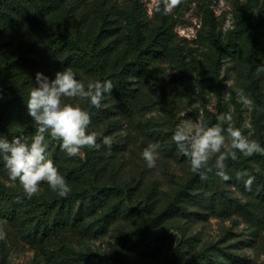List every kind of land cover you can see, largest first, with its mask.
<instances>
[{
  "label": "trees",
  "instance_id": "obj_1",
  "mask_svg": "<svg viewBox=\"0 0 264 264\" xmlns=\"http://www.w3.org/2000/svg\"><path fill=\"white\" fill-rule=\"evenodd\" d=\"M196 1L202 24L195 40L204 49L199 56L187 44V38L177 32L176 14L163 13L161 1L150 11L144 0H0V38L23 25L38 26L42 45L49 51L55 69L70 67L76 79L85 84L89 80L113 83L112 92L104 94L100 108L88 101L80 105L90 113L88 131L98 133V150L85 148L81 155L69 157L61 149L60 140L46 135L47 155L71 187L67 197L39 193L26 198L19 181L7 183L10 179L0 158V221H7L3 225L7 238L0 241V264H11L9 247L26 246L37 249L48 264H77L73 237L80 233L104 234L117 223L121 224L117 243L142 257L170 256L172 260L180 253L181 259L185 258L183 263L212 261L208 253L211 246L197 252L187 249L194 236L173 238L156 233L165 220L192 217L201 213L199 209L218 216L241 215L264 238V154L245 157L237 153L235 161L226 160L227 180L217 175L214 161L210 162L213 171L206 174V179L190 167L188 176L163 198L151 193V188H141L140 181L130 183L103 168L101 157L107 146L102 144L100 127L122 105L138 108L145 127L159 122L158 116L148 115L156 101L149 96L154 86L167 90L158 71L159 62H175L182 72L196 73L200 86L214 93L218 114L230 113L233 125L264 147V73H256L257 67L264 65V0H239L233 24L225 30L212 0ZM253 10L259 12L254 14ZM228 56L234 61L241 89L254 101V131L250 135L243 126L241 109L236 106L232 110L231 99H225L228 90L223 64ZM26 60L17 50L0 49V138L11 141L22 137L30 143L36 125L26 103L34 82L22 75ZM177 91H181L179 87ZM159 103L169 110L164 120L169 126L155 128L150 134L155 138L149 139L165 144L166 154L177 156L181 152L172 136L179 120L170 114L173 102L164 93ZM217 112L206 109L203 121L208 126L219 123ZM223 126L226 128L227 123ZM249 177H254L250 190L245 187ZM232 186L240 193L232 194ZM218 249L235 263L248 262L247 257L232 250ZM118 259L120 264H132L119 255ZM93 264L106 263L98 260Z\"/></svg>",
  "mask_w": 264,
  "mask_h": 264
},
{
  "label": "rangeland",
  "instance_id": "obj_2",
  "mask_svg": "<svg viewBox=\"0 0 264 264\" xmlns=\"http://www.w3.org/2000/svg\"><path fill=\"white\" fill-rule=\"evenodd\" d=\"M149 10L157 1L144 0ZM239 0H212L220 26L225 30L232 26L234 14L236 12V3ZM172 12L179 18L177 32L185 36L187 44L194 47V52L200 55L203 47L198 44L195 38L198 35L202 24V16L198 9L196 0H181V3L175 7ZM0 49L17 50L28 58L27 67L22 69V75L27 81H33L35 84V75L41 72L49 78H54V74L59 71L50 63L52 57L48 54L47 48L42 45V35L39 33L38 26L27 24L10 31L0 38ZM45 54V55H44ZM46 56V57H45ZM46 59V61H45ZM158 71L164 79L166 91H162L154 86V92L150 93L154 103V109L149 110L148 115L157 117L159 122L155 126H144L143 117L140 110L134 105L125 103L112 116L108 117L99 128L101 138L111 137V148L102 153V162L105 170L109 174H114L119 178H127L130 183L140 181L141 188H151L152 192L158 198H163L179 185L189 174L190 162L187 157L181 153L177 156L166 154V145L160 144L149 138L155 128H167L168 123L165 116L169 114L159 99L166 93L168 99L172 100L174 105L173 112L178 118L179 124L183 121L193 123L203 120L206 109L217 112V101L214 93L200 86L196 73L186 74L188 71H181L179 64L175 62L157 63ZM234 61L231 57H226L223 64V73L227 78V90L230 93L232 102L231 108L234 110L238 106L244 115L243 126L248 134L254 131L252 123V107H246L239 97L241 87L235 78ZM33 84V86H34ZM178 87L180 92L177 91ZM66 103H77L65 98ZM84 101H79L80 105ZM219 115L218 112L216 113ZM154 128V129H151ZM149 143H159V157L154 168H148L143 160L141 153ZM215 162V158L213 160ZM9 184L17 182L7 180ZM18 187L22 188L20 183ZM23 189V188H22ZM39 193L55 194L48 185L41 184ZM232 194L240 192L235 186L231 187ZM201 212L192 217L169 218L156 231L157 234L171 235L175 238L180 236H194L192 252L202 250L204 247L211 246L208 253L212 261L198 260L195 264H264V238L258 232L257 228L248 222L241 215L233 214L230 216H218L211 214L206 210L199 209ZM121 224H115L108 232L97 236L76 234L72 241L73 246L78 252L77 264H93L94 261L103 263L120 264L118 255L132 264H187L181 259L180 253L172 260L170 256H163L160 259L142 257L134 250L123 248L117 243L116 234ZM225 247L242 256L248 258V262L235 263L227 259L218 249ZM11 264H48L43 259L37 249L31 247L8 249ZM172 250L168 253L170 255ZM113 254L117 257H114ZM94 260V261H93Z\"/></svg>",
  "mask_w": 264,
  "mask_h": 264
},
{
  "label": "clouds",
  "instance_id": "obj_3",
  "mask_svg": "<svg viewBox=\"0 0 264 264\" xmlns=\"http://www.w3.org/2000/svg\"><path fill=\"white\" fill-rule=\"evenodd\" d=\"M163 13L170 14L181 0H161ZM157 11L160 8L157 7ZM258 10H253L257 14ZM257 76L264 73V65L256 69ZM113 83L110 80H89L86 84L76 79L72 68L57 71L54 78H49L41 72L35 75V84L29 92L26 103L28 115L36 125V132L30 143L22 137H13L11 141L0 138V158L4 162L11 181H19L26 198L31 199L40 192L41 184L48 187L60 197H67L71 187L60 173L54 162L48 157L46 135L53 140L61 141V149L69 157L81 155L82 149L98 150V133L89 132L91 116L80 106L79 101H88L91 106L100 108L105 93H111ZM230 93H225V99ZM240 101L251 108L254 101L239 92ZM65 98L77 103H66ZM219 123L208 126L203 120L195 123L183 121L176 126L172 140L178 150L188 158L191 171L198 173L201 179L207 178V173L213 171L210 162L215 158L214 167L217 175L227 180L225 161H235L237 153L245 157L254 154H264V147L259 142L249 139L239 128L233 125L230 113L217 116ZM227 123L225 128L223 125ZM102 144L111 148V137H103ZM159 143H149L141 156L148 168L156 166L159 157ZM254 177H249L245 187L250 190ZM7 221H0V241L7 238L3 225Z\"/></svg>",
  "mask_w": 264,
  "mask_h": 264
}]
</instances>
